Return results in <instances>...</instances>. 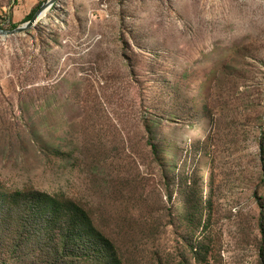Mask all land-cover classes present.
<instances>
[{"label":"rangeland","instance_id":"rangeland-1","mask_svg":"<svg viewBox=\"0 0 264 264\" xmlns=\"http://www.w3.org/2000/svg\"><path fill=\"white\" fill-rule=\"evenodd\" d=\"M263 148L264 0H59L0 37V264H264Z\"/></svg>","mask_w":264,"mask_h":264},{"label":"water","instance_id":"water-1","mask_svg":"<svg viewBox=\"0 0 264 264\" xmlns=\"http://www.w3.org/2000/svg\"><path fill=\"white\" fill-rule=\"evenodd\" d=\"M59 0H45L40 9L36 12L34 17L26 24L16 28L15 30L8 31L0 28V37H11L19 34H24L31 30L43 18L44 14L53 7Z\"/></svg>","mask_w":264,"mask_h":264},{"label":"trees","instance_id":"trees-1","mask_svg":"<svg viewBox=\"0 0 264 264\" xmlns=\"http://www.w3.org/2000/svg\"><path fill=\"white\" fill-rule=\"evenodd\" d=\"M42 4L43 3H40L33 11H32V13L28 16V21H30L33 17H34V15L36 14V12L40 9V7L42 6ZM13 28H15V26L13 27ZM154 150H155V154L156 155H158V153H159V151H158V149H157V147H155L154 146ZM263 150H264V148H263ZM171 164V161H167V165H170ZM35 197H36V199H51V198H49L48 196H45V195H41V194H36L35 195ZM51 201V200H50ZM52 202V201H51ZM86 221H87V218H86V216H85V214H83V212L82 213H80L79 214V216H78V220L76 219V218H74V222H76L75 224L76 225H78V228L79 227H81V229H79V230H83L87 225H89L90 224V221L88 220V224H86ZM70 232H73V230H70ZM70 235H74V234H72V233H70ZM87 235L86 234H84V233H82V234H80V238H81V240H83V241H85L84 242V244H88V241H87V237H86ZM94 240H100V241H102V246L103 247H106L107 249H109L108 247H109V244L107 243V241L106 240H102V238H101V236L100 235H98L97 236V238H95ZM110 250V249H109ZM85 253H87V250H83ZM98 252H101L100 250L98 251ZM97 255V254H96ZM99 256L100 255H102V254H98ZM97 255V256H98ZM98 256V257H99Z\"/></svg>","mask_w":264,"mask_h":264},{"label":"bare ground","instance_id":"bare-ground-1","mask_svg":"<svg viewBox=\"0 0 264 264\" xmlns=\"http://www.w3.org/2000/svg\"><path fill=\"white\" fill-rule=\"evenodd\" d=\"M48 12V11H47ZM47 12L44 14V16L47 14ZM44 16H43V18H44Z\"/></svg>","mask_w":264,"mask_h":264}]
</instances>
